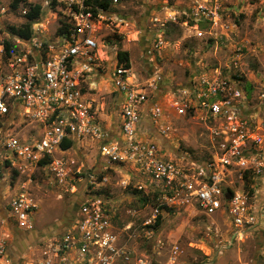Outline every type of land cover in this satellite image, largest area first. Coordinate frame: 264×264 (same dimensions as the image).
Returning <instances> with one entry per match:
<instances>
[{
    "label": "built area",
    "instance_id": "1",
    "mask_svg": "<svg viewBox=\"0 0 264 264\" xmlns=\"http://www.w3.org/2000/svg\"><path fill=\"white\" fill-rule=\"evenodd\" d=\"M84 1L68 8L63 33L48 37L35 26L30 38L15 35L8 39L9 46L0 42V264H12L10 236L16 230L34 229L39 205L30 188L40 170L60 193H79L82 199L61 231L52 229L30 243L21 256L23 264H149L144 256H136L133 235L123 238L104 197L94 194L108 184L110 170L129 171V179L121 180L125 187L133 179L138 189L157 194L158 204L146 225L155 224L166 209L198 207L209 216L227 212L237 237L251 233L263 214L262 205L253 201L260 197L246 187L264 189V83L258 87L229 68L209 67L163 90L161 104L152 93L164 76L155 73L141 79L132 67L118 64V51L112 46L116 62L110 79L112 93L121 96L122 135L108 140L93 75L101 73V30L110 10L94 13ZM127 1L110 0L115 7ZM219 1L194 0V10L184 13L192 15L198 35L204 33L198 23L214 27L220 21ZM11 9L12 3L0 0V15ZM27 11L23 9L24 15ZM178 15L179 11L151 15L152 28L161 31L154 49L163 48L164 29L177 22ZM183 23L188 26L187 19ZM170 110L201 127L202 156L183 148L176 151L170 141L161 145L152 134L141 133L147 112L154 125L162 119L163 138H176ZM16 120L34 123L35 136H18ZM66 140L74 145L63 148ZM79 141L95 144L105 162L99 170L72 153Z\"/></svg>",
    "mask_w": 264,
    "mask_h": 264
},
{
    "label": "rangeland",
    "instance_id": "2",
    "mask_svg": "<svg viewBox=\"0 0 264 264\" xmlns=\"http://www.w3.org/2000/svg\"><path fill=\"white\" fill-rule=\"evenodd\" d=\"M8 1L13 3L14 0ZM53 1L26 0L17 8L12 7L5 15H0V42H6L13 37L10 26L19 27L26 23L23 9L28 10L29 3L42 5L41 17L36 23L32 22V29L41 26L48 37L58 34L59 27L69 20L68 8H74L78 0H56L55 3ZM193 1L128 0L117 7L111 6L110 13L105 15V24L101 30L98 64L101 73L96 77L93 75L94 79L98 80L94 96L106 107V111H112L110 98L115 96L111 91L114 85L110 79L116 62L112 59V46L117 51L123 49L130 52L134 63L133 70L141 79L159 73L172 87L186 83L191 73L196 70L217 66L231 69L248 84L254 83L259 87L264 83V0H220V21L217 25L212 27L209 23L197 22L199 28L204 31L202 35L195 32L192 15L184 14L194 10ZM210 1L215 3L214 0ZM162 4L169 7L165 8V5L162 8ZM176 11H179L177 22H169L164 29L167 42L162 49H154L155 39L161 31L152 28L151 15H167ZM186 19L188 26L183 23ZM157 90H160L158 83L152 98L162 104V89L158 98L155 95ZM170 119L172 125L178 128L177 137H162L161 119L155 123L154 130L158 134L152 135L155 140L161 145L162 142L168 144L170 141L169 144L176 151L177 148H183L190 150L196 157L202 156L205 140L201 136V127L189 119L174 115H171ZM34 126L30 120L21 124L16 120L14 130L22 138H32L36 132L32 131ZM163 150L168 154L171 152L167 148ZM73 152H76L88 167L100 169V155L95 146L79 141ZM172 156L177 157L175 153H172ZM109 172L108 184L94 191V194L104 197L113 215L114 224L123 233V238L127 240L128 234H132L136 256H144L149 264H264V189L258 185H255L256 189L252 186L246 188L251 195L257 194L261 199L253 200L259 206L262 205L261 220L251 233L240 238L235 235V228L227 212L209 216L198 207L166 209L159 220L157 219L159 224L156 222L152 224L153 227L146 225L145 221L158 204L154 191L150 188L138 189L137 181L133 179L125 187L121 180L129 179V171ZM30 189L39 205L33 229L34 236L31 231L24 237L19 232L10 236V246L16 249L17 257L24 253L18 251L21 244L27 250L30 238H33V241L41 236L42 232L45 234L59 225L63 227L69 223L72 213L82 199L79 193H60L44 170L34 175ZM144 229H149L150 235H146Z\"/></svg>",
    "mask_w": 264,
    "mask_h": 264
},
{
    "label": "crops",
    "instance_id": "3",
    "mask_svg": "<svg viewBox=\"0 0 264 264\" xmlns=\"http://www.w3.org/2000/svg\"><path fill=\"white\" fill-rule=\"evenodd\" d=\"M166 4H162V8L163 6H165ZM169 5H166L165 8H167ZM133 59L131 58V67L133 68ZM168 81L167 80H164V83H162V81H160L158 83V88H160V90H157L156 92V97L158 98L160 95L159 94V91H162L163 90H169L170 88H173L169 83H167ZM171 82V81H169ZM113 91V90H111ZM158 95V96H157ZM111 100V105L110 108H112V111L109 112L108 110L106 111L105 108L106 107H103V111L101 113V117H102V121H103V124L104 126L109 130V137H108V140H116V139H120L121 138V115H120V112H119V103H120V99H121V96L117 93V95L115 94V96H113V98H110ZM162 99H163V96H162ZM154 100H156V98H154ZM102 105V104H101ZM119 109V110H118ZM171 113L169 114L170 116L173 115L172 113V110H170ZM155 125L150 117V115L145 112L143 114V118H142V124H141V128H140V131L141 133L143 134H152L154 136H157L158 134L155 132ZM91 143V142H90ZM89 142H87L86 144H89V145H92V146H95V144L91 143L90 144ZM96 148V146H95ZM97 149V148H96ZM99 162H98V167H101L102 165L105 164V162L101 159V157L99 158ZM97 167V168H98ZM64 227V226H63ZM63 227H61L60 225L55 229L53 230L54 232H57L58 230H62ZM54 229V228H53ZM52 230V229H51ZM50 230V231H51ZM15 231V230H14ZM18 230L15 231V233H17ZM29 233V231H21L19 233H22L21 236L26 234V233ZM31 235L34 236V231L32 230L31 231ZM36 238V237H35ZM33 239V238H32ZM32 239L30 238V241L27 243V249L32 241ZM35 240V239H34ZM26 243V242H25ZM25 246V245H24ZM10 251V257L12 258V264H21V256H23L24 254H26V248L23 247V244H21V248H18V251H22L24 253H22L20 256L17 257V251L16 249H14L12 246L11 248H9ZM21 249H24V250H21ZM26 252V253H25ZM21 260V261H20Z\"/></svg>",
    "mask_w": 264,
    "mask_h": 264
},
{
    "label": "trees",
    "instance_id": "4",
    "mask_svg": "<svg viewBox=\"0 0 264 264\" xmlns=\"http://www.w3.org/2000/svg\"><path fill=\"white\" fill-rule=\"evenodd\" d=\"M26 0H14L12 3L13 8H17L20 3L24 2ZM54 3L56 0L53 1ZM27 3V2H26ZM28 4V3H27ZM84 4L86 6H89L90 9L97 13L98 9H105V10H111V2L110 0H85ZM29 9L27 13L25 14V18L27 19L26 23H24L22 26L16 27V26H10V32L13 34V36H20L22 38H30L32 36V22L38 20L41 17L42 14V5L37 3H29ZM67 29L66 24H63L61 27H59L58 32L63 33ZM7 46H9V41H6ZM117 62L119 65H125L128 67H131V55L130 52L127 50L119 49L117 52ZM74 145L73 141L66 140L62 146L63 148L67 149ZM155 196H157L156 193H154ZM162 215V214H161ZM159 215V218L161 217ZM160 221L157 222L159 224ZM153 227V225L151 226Z\"/></svg>",
    "mask_w": 264,
    "mask_h": 264
},
{
    "label": "flooded vegetation",
    "instance_id": "5",
    "mask_svg": "<svg viewBox=\"0 0 264 264\" xmlns=\"http://www.w3.org/2000/svg\"><path fill=\"white\" fill-rule=\"evenodd\" d=\"M19 232H21V231H19ZM25 233H26V232H25ZM43 233H44V232H42V235H43ZM45 234H46V233H45ZM9 248H11V246H9ZM9 251H10V249H9Z\"/></svg>",
    "mask_w": 264,
    "mask_h": 264
}]
</instances>
